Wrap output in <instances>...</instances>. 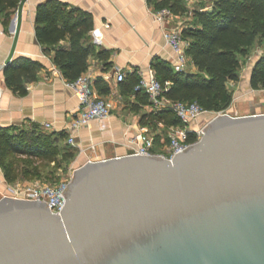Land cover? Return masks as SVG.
I'll return each mask as SVG.
<instances>
[{"label": "water", "instance_id": "95a60500", "mask_svg": "<svg viewBox=\"0 0 264 264\" xmlns=\"http://www.w3.org/2000/svg\"><path fill=\"white\" fill-rule=\"evenodd\" d=\"M62 194L0 198V264H264V113L215 115L171 159L87 161Z\"/></svg>", "mask_w": 264, "mask_h": 264}, {"label": "crops", "instance_id": "0c3cea01", "mask_svg": "<svg viewBox=\"0 0 264 264\" xmlns=\"http://www.w3.org/2000/svg\"><path fill=\"white\" fill-rule=\"evenodd\" d=\"M6 2V0H1ZM45 0H27L22 9L19 34L14 50V58H27L38 62L37 80L27 85L24 96L15 94L5 84L0 72V127H30L31 124L42 126L51 132L64 131L70 116L77 108V98L66 85L60 70L53 62V45L40 43L35 35L36 7ZM63 10H78L91 17L90 27L81 39L83 45L93 46L86 58V69L82 73L91 82L93 94L104 99L111 107V116L105 120H94L75 135L76 147L82 150L81 161H95L129 154L131 148L128 138L137 131L147 128L159 142L166 141L171 126L158 122L154 127L142 123V113L149 112L148 104L138 103L135 93L126 92L130 87L128 74L135 73L138 78L146 75L151 62L159 58L171 66L175 54L164 39V33L172 28L182 29L192 20L195 9L209 8L211 0H183L184 13L175 14L159 20L154 1L149 0H56ZM5 6L0 10V64L4 62L11 48L14 19L17 7ZM62 27L61 22L58 23ZM57 46L69 47L68 36ZM46 48H48L46 50ZM248 73L239 71V80L229 81L227 86L232 93V100L227 107L231 115L264 113V91L253 89L250 85L252 67ZM124 73V82L116 80L115 69ZM186 70L196 72V67L188 57ZM154 71V70H153ZM137 85V84H136ZM136 87V86H135ZM132 106L139 107L135 110ZM209 119L199 118L191 123L196 127ZM49 123V129L44 124ZM3 179L0 170V179Z\"/></svg>", "mask_w": 264, "mask_h": 264}, {"label": "trees", "instance_id": "16d2710c", "mask_svg": "<svg viewBox=\"0 0 264 264\" xmlns=\"http://www.w3.org/2000/svg\"><path fill=\"white\" fill-rule=\"evenodd\" d=\"M18 1L6 0L4 4L0 0V10L5 9L4 5L15 8ZM149 1H154L156 10L167 8L175 14L186 11L183 0ZM59 22L62 27L58 26ZM35 23L37 40L53 45V62L63 78L67 82L75 80L85 71L86 58L93 50V46L81 43L90 27V15L78 10H63L56 0H45L36 7ZM181 35L187 43L185 53L196 72L176 71L168 62L153 59L151 67L163 85L164 96L172 101L196 102L209 112L225 111L232 100L227 83L239 80L240 58L248 55L257 40L264 41V0H211L209 8L201 7L192 12V20L181 29ZM66 36L69 47H56ZM40 67L31 59L14 58L3 72L6 86L24 96L27 85L37 80ZM127 77L131 79L130 87L121 85V88L135 93L138 103L149 105L147 94L135 90L139 81L137 75L133 73ZM250 85L253 89L264 90V52L252 67ZM132 107L139 110L137 106ZM141 121L153 127L158 122L168 126L179 124L169 108L142 113ZM63 139H66L64 131L48 133L38 124L0 127V169L4 180L12 183L18 177L11 161L14 156L53 162ZM63 155L68 159L73 157L68 149Z\"/></svg>", "mask_w": 264, "mask_h": 264}, {"label": "built area", "instance_id": "2783aa9c", "mask_svg": "<svg viewBox=\"0 0 264 264\" xmlns=\"http://www.w3.org/2000/svg\"><path fill=\"white\" fill-rule=\"evenodd\" d=\"M172 16L169 9L163 8L156 12L159 20ZM164 39L175 54L173 68L176 71H185L188 62V56L185 53L186 41L182 38L181 29L172 28L164 33ZM116 80L123 81L124 73L120 68L115 69ZM166 85L168 83H165ZM67 87L73 91L77 98V108L70 116L67 126L66 143L69 146H76L75 134L82 128L87 127L94 120H105L111 116L110 105L102 98L93 94L90 79L81 74L75 80L67 82ZM135 90L143 91L147 94L149 100V110H161L169 108L179 120L178 125L171 126L168 130L166 141L159 142L161 145L159 152H154L156 146L155 135L147 128L140 129L136 134L128 138V145L131 148L129 154L138 155H158L171 159L176 153L196 143L204 134L206 123L191 127L203 115L214 113L215 115L225 114L226 111L209 112L202 108L198 103H185L181 101H172L163 94V85L157 80L155 72L149 69L146 75H140ZM228 114V113H227ZM51 124L45 123L44 128L49 129ZM74 169H69L66 176L58 180L55 184H45L34 182L26 184L21 182L5 183L4 196L20 198L26 200H38L48 204L52 213L59 214L65 204V197L62 192L66 189L73 176ZM0 182V183H2Z\"/></svg>", "mask_w": 264, "mask_h": 264}, {"label": "rangeland", "instance_id": "374dc122", "mask_svg": "<svg viewBox=\"0 0 264 264\" xmlns=\"http://www.w3.org/2000/svg\"><path fill=\"white\" fill-rule=\"evenodd\" d=\"M264 52V41L257 40L254 45L249 49L248 55L244 58H240V72L248 73L249 68ZM259 93H263L261 89ZM264 91V90H263ZM228 108L225 109L227 111ZM215 116L214 113L203 115L201 118L207 117L208 119ZM66 139H63L60 143V152L55 154L53 162H48L42 158L31 159L28 157L14 156L11 159L12 163L16 167L18 177L14 182H21L26 184H33L34 182H41L45 184H53L55 181L65 177L69 169H76L82 165L81 157L79 156L80 150L76 146H66ZM66 147V148H65ZM72 152L73 157L68 159L63 155L65 150ZM160 148L155 146L154 152H159ZM1 170V169H0ZM3 176V175H2ZM2 182V178L0 179ZM13 183V182H12ZM5 183H0V198L4 196Z\"/></svg>", "mask_w": 264, "mask_h": 264}]
</instances>
